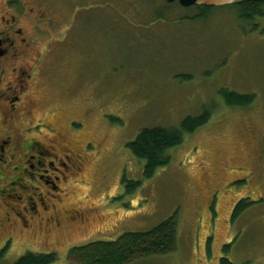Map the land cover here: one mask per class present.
Segmentation results:
<instances>
[{
    "label": "rangeland",
    "instance_id": "1",
    "mask_svg": "<svg viewBox=\"0 0 264 264\" xmlns=\"http://www.w3.org/2000/svg\"><path fill=\"white\" fill-rule=\"evenodd\" d=\"M55 1L51 34L67 41L49 53L36 118L59 121L57 149L88 145L63 202L85 220H66L44 237L36 228L1 234L0 252L9 246L1 264L29 253L81 264L72 249L148 232L175 215L177 249L136 264H264V21L246 30L228 6L193 21L185 18L199 13L193 7L164 0ZM223 90L254 101L230 108ZM206 110L209 123L147 179L127 144ZM242 201L246 210L234 219Z\"/></svg>",
    "mask_w": 264,
    "mask_h": 264
},
{
    "label": "flooded vegetation",
    "instance_id": "2",
    "mask_svg": "<svg viewBox=\"0 0 264 264\" xmlns=\"http://www.w3.org/2000/svg\"><path fill=\"white\" fill-rule=\"evenodd\" d=\"M54 1L0 0V236L36 228L44 237L66 220H85L78 210L64 209L63 202L65 185L83 170L81 154L86 156L88 145L81 153L57 149L52 138L62 136L59 121L36 118L46 100L36 97L44 90L49 53L67 41V35L51 34ZM46 36H51L47 42ZM73 124L65 136L73 133ZM42 134L55 137L44 143Z\"/></svg>",
    "mask_w": 264,
    "mask_h": 264
},
{
    "label": "trees",
    "instance_id": "3",
    "mask_svg": "<svg viewBox=\"0 0 264 264\" xmlns=\"http://www.w3.org/2000/svg\"><path fill=\"white\" fill-rule=\"evenodd\" d=\"M199 13L185 17L193 21L207 19L216 7L193 6ZM226 9L234 11L244 29L251 31L259 28L264 21V0H240ZM160 17H164L163 13ZM221 95L230 108H246L254 101V96L239 95L223 90ZM211 111H205L198 117L186 118L179 128L144 129L134 142L127 144L133 156L145 162L144 175L147 179L154 177L156 172L171 162L170 151L181 146L188 135L195 134L207 125L211 119ZM246 210V203L240 202L234 211L236 219ZM178 244L177 215L164 221L152 230L144 233H127L116 242H97L84 247L74 248L69 257L77 259L81 264H136L138 262L162 257L173 253ZM9 246L0 252V264ZM229 246L224 248L228 252ZM58 256L55 253L38 255L29 253L15 264H55ZM219 264H233L228 258H221Z\"/></svg>",
    "mask_w": 264,
    "mask_h": 264
},
{
    "label": "water",
    "instance_id": "4",
    "mask_svg": "<svg viewBox=\"0 0 264 264\" xmlns=\"http://www.w3.org/2000/svg\"><path fill=\"white\" fill-rule=\"evenodd\" d=\"M167 3L172 4L179 2L184 8L193 6H207V7H225L233 5L240 0H165Z\"/></svg>",
    "mask_w": 264,
    "mask_h": 264
}]
</instances>
